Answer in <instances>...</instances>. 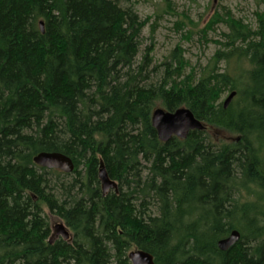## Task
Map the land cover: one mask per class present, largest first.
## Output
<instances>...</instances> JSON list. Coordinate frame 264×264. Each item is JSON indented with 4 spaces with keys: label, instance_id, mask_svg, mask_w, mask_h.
<instances>
[{
    "label": "trees",
    "instance_id": "obj_1",
    "mask_svg": "<svg viewBox=\"0 0 264 264\" xmlns=\"http://www.w3.org/2000/svg\"><path fill=\"white\" fill-rule=\"evenodd\" d=\"M253 30L229 10L226 50L200 76L180 48L164 77L137 63L145 26L121 0H0V264H131L132 247L155 264H264V13ZM43 21V28L40 22ZM206 32V31H205ZM247 59L241 74L217 65ZM238 62V63H239ZM239 74V76H238ZM237 91L224 108L222 95ZM190 108L207 126L158 138L156 104ZM61 152L71 173L37 165ZM103 161L118 190L104 195ZM80 168H83L82 170ZM147 170V173H145ZM74 175L53 184L52 176ZM58 176V177H57ZM44 207L70 228L49 242ZM233 229L228 250L218 240Z\"/></svg>",
    "mask_w": 264,
    "mask_h": 264
},
{
    "label": "rangeland",
    "instance_id": "obj_2",
    "mask_svg": "<svg viewBox=\"0 0 264 264\" xmlns=\"http://www.w3.org/2000/svg\"><path fill=\"white\" fill-rule=\"evenodd\" d=\"M121 1L124 6H133L145 23L137 63L144 61L147 48H149L151 50L150 62L147 63L145 74H149L151 83H157L164 77L166 63H174L172 54L177 48H180V52L182 51L186 63L184 69L186 74L193 72L194 75L200 76L207 66L214 64V54L220 49H227L224 33L228 31L224 23L208 27V23L215 13L229 10L235 18L242 20L253 30L258 29V15L264 13V0ZM238 62L232 60L227 65L226 61H221L217 67L221 70L228 68L241 74L244 68L249 67V62L247 59ZM228 92L222 95L221 101L225 100ZM156 107H162L161 103L158 102ZM207 131L216 141L233 139L232 135L218 128L207 126ZM73 177V174L67 177H58L61 178L58 181L55 176H52V181L55 185L57 182L68 184L73 181ZM44 212L51 227L58 221L65 223L61 217L49 211L47 207H44Z\"/></svg>",
    "mask_w": 264,
    "mask_h": 264
},
{
    "label": "water",
    "instance_id": "obj_3",
    "mask_svg": "<svg viewBox=\"0 0 264 264\" xmlns=\"http://www.w3.org/2000/svg\"><path fill=\"white\" fill-rule=\"evenodd\" d=\"M216 1V0H215ZM43 28V21L40 22ZM237 91L233 90L228 94L223 102L224 108H227L233 101ZM152 125L156 129L158 138L167 142L173 137L186 139L192 130H206L207 125L195 116L193 111L182 106L174 111H169L163 107H156L152 112ZM34 162L48 169H58L64 173H71L75 169L73 159L61 152L42 151L33 158ZM98 177L100 180L103 194H108L111 190H118V183L112 179L101 160ZM73 234L70 228L62 221H58L52 226V234L49 242L53 243L59 238L71 241ZM241 238V232L233 229L228 236L218 240V247L226 251ZM131 264H155L154 255L144 249L134 248L128 254Z\"/></svg>",
    "mask_w": 264,
    "mask_h": 264
}]
</instances>
